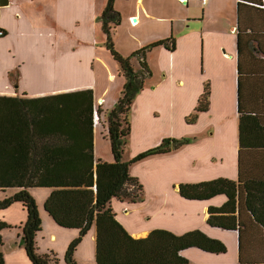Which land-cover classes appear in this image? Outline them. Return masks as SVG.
Listing matches in <instances>:
<instances>
[{
    "label": "crops",
    "instance_id": "0c3cea01",
    "mask_svg": "<svg viewBox=\"0 0 264 264\" xmlns=\"http://www.w3.org/2000/svg\"><path fill=\"white\" fill-rule=\"evenodd\" d=\"M261 2L209 0L203 6L200 0L115 1L120 19L112 41L119 54L132 57L160 42L174 48L160 45L146 53L150 75L144 73V88L132 105L123 161L158 147L164 139L190 143L132 165L131 176L143 185L142 202L113 200L112 206L136 240L157 230L175 236L200 231L227 247L220 255L185 250L181 256L190 264H264V230L248 212L242 210L241 235L208 223L210 209L228 202L225 195L190 201L179 194L180 185L218 179L264 194ZM107 5L108 0H2L0 98L34 101L92 91L101 112L94 129L95 158L114 163L106 117L121 98L127 78L107 48L102 22ZM130 62L134 72H143L139 57ZM207 86L208 110L188 123ZM147 188L149 201L144 199ZM141 207H147L142 217Z\"/></svg>",
    "mask_w": 264,
    "mask_h": 264
},
{
    "label": "trees",
    "instance_id": "16d2710c",
    "mask_svg": "<svg viewBox=\"0 0 264 264\" xmlns=\"http://www.w3.org/2000/svg\"><path fill=\"white\" fill-rule=\"evenodd\" d=\"M115 1L108 0L102 15L107 48L121 66L127 82L115 108L107 114L108 137L114 163L96 161L94 145L95 106L92 91H79L51 98L25 101L0 98V190H19L0 201V212L18 204L27 214L21 225V241L30 264H60L53 253L39 254L36 238L42 231V220L31 189L52 190L44 204L45 212L55 224L76 230L80 237L69 247L66 264H76L74 253L82 239L96 227V264H190L181 256L185 250L197 248L215 255L227 253V247L200 231L183 236L157 230L148 238L134 239L117 220L113 200L137 204L142 202L143 185L131 176L130 168L151 156L167 154L190 143V140L164 139L156 148L138 155L130 162L123 156L130 135L129 115L135 96L144 88L146 53L168 42L151 45L133 54L139 57L143 72H134L132 57L119 54L113 45V30L119 26ZM262 3V2H261ZM264 6V2L260 4ZM259 7V6H258ZM209 108V87L205 88L195 113L187 119L195 123L198 113ZM248 185L218 179L200 184L179 186V194L190 201H205L225 195L228 202L211 208L208 223L212 227L243 233L242 210L250 214L264 230V194ZM239 213V216L237 215ZM10 228L0 222V264H6L1 248L2 231ZM241 264H244L241 262Z\"/></svg>",
    "mask_w": 264,
    "mask_h": 264
},
{
    "label": "rangeland",
    "instance_id": "374dc122",
    "mask_svg": "<svg viewBox=\"0 0 264 264\" xmlns=\"http://www.w3.org/2000/svg\"><path fill=\"white\" fill-rule=\"evenodd\" d=\"M122 30L124 33L130 31V29ZM109 148L106 147V150H109ZM147 189L148 191H145L144 199L149 201L150 190L149 188ZM18 191L19 190L17 189H10L5 192L0 190V201L12 197ZM29 193L37 204L39 215L42 220V231L38 233L36 238L39 254L53 253L59 259L60 264H66L65 260L69 247L76 239L80 237V234L76 230L62 229L58 227L55 222H53L52 218L50 219L48 217L49 215L45 213L44 203L51 194L49 189L35 188L31 189ZM138 209L140 217L146 214L147 207H141ZM0 220L5 222L10 227L5 229L1 234L4 243L1 250L6 264H30L24 246L22 245L21 230L18 229L27 220L26 212L21 208L20 205L15 204L9 210L0 214ZM50 227L53 230L50 229ZM53 231H59V234H53ZM94 231L95 228L93 227L82 239V242L76 249L74 253V261L76 264H78V262H82L84 264H96Z\"/></svg>",
    "mask_w": 264,
    "mask_h": 264
},
{
    "label": "built area",
    "instance_id": "2783aa9c",
    "mask_svg": "<svg viewBox=\"0 0 264 264\" xmlns=\"http://www.w3.org/2000/svg\"><path fill=\"white\" fill-rule=\"evenodd\" d=\"M208 1L209 0H200L201 4L203 6L207 5ZM263 8H264V6H263ZM3 36H4V32L0 31V37H3ZM99 120H100V118H99L97 112H95V119H94V126L95 127L99 125Z\"/></svg>",
    "mask_w": 264,
    "mask_h": 264
},
{
    "label": "water",
    "instance_id": "95a60500",
    "mask_svg": "<svg viewBox=\"0 0 264 264\" xmlns=\"http://www.w3.org/2000/svg\"><path fill=\"white\" fill-rule=\"evenodd\" d=\"M1 1H2V0H0V5H1Z\"/></svg>",
    "mask_w": 264,
    "mask_h": 264
}]
</instances>
